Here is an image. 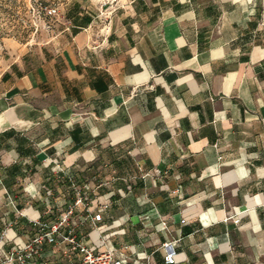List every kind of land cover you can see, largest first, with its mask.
<instances>
[{
    "label": "crops",
    "instance_id": "obj_1",
    "mask_svg": "<svg viewBox=\"0 0 264 264\" xmlns=\"http://www.w3.org/2000/svg\"><path fill=\"white\" fill-rule=\"evenodd\" d=\"M132 1L71 10L61 48L3 73L0 228L28 230L47 189L65 206L72 176L114 191L125 254L162 264L179 237L178 264H264V0Z\"/></svg>",
    "mask_w": 264,
    "mask_h": 264
},
{
    "label": "built area",
    "instance_id": "obj_2",
    "mask_svg": "<svg viewBox=\"0 0 264 264\" xmlns=\"http://www.w3.org/2000/svg\"><path fill=\"white\" fill-rule=\"evenodd\" d=\"M54 169L62 171L57 164ZM68 181L72 197L65 206H57L54 198L50 200L52 191L47 189L44 215L27 217L28 230L10 234L13 221L0 228V264H155L153 252L142 257L137 253L125 254L130 245L115 247L111 243L104 220L115 193H97L99 187L108 184L106 181L91 185L79 183L72 176H68ZM229 219L237 224L240 216H229L225 221ZM159 231H168L166 221L159 222ZM179 241V237L169 238L159 244L162 264H178Z\"/></svg>",
    "mask_w": 264,
    "mask_h": 264
},
{
    "label": "rangeland",
    "instance_id": "obj_3",
    "mask_svg": "<svg viewBox=\"0 0 264 264\" xmlns=\"http://www.w3.org/2000/svg\"><path fill=\"white\" fill-rule=\"evenodd\" d=\"M132 0H0V99L3 73L26 54L59 49L70 38L71 10H125ZM55 10V12H49Z\"/></svg>",
    "mask_w": 264,
    "mask_h": 264
}]
</instances>
